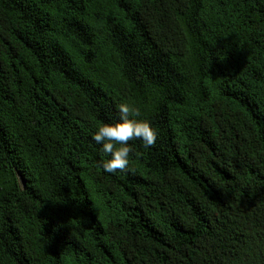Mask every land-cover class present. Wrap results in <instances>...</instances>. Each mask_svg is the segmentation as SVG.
Segmentation results:
<instances>
[{
    "label": "trees",
    "instance_id": "1",
    "mask_svg": "<svg viewBox=\"0 0 264 264\" xmlns=\"http://www.w3.org/2000/svg\"><path fill=\"white\" fill-rule=\"evenodd\" d=\"M0 264H264V0H0Z\"/></svg>",
    "mask_w": 264,
    "mask_h": 264
},
{
    "label": "clouds",
    "instance_id": "2",
    "mask_svg": "<svg viewBox=\"0 0 264 264\" xmlns=\"http://www.w3.org/2000/svg\"><path fill=\"white\" fill-rule=\"evenodd\" d=\"M119 121L102 123L93 134L92 139L102 145V151L110 155V159L100 165L105 172L116 173L128 170L130 156L136 153L130 141L140 140L145 148L155 146L158 138L157 130L147 120L130 117H139V108L131 107L127 103L118 105Z\"/></svg>",
    "mask_w": 264,
    "mask_h": 264
}]
</instances>
